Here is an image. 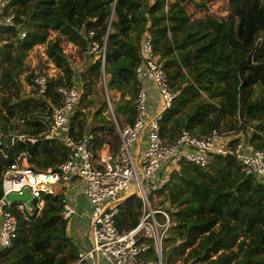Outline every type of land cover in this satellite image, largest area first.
<instances>
[{
    "label": "trees",
    "instance_id": "trees-1",
    "mask_svg": "<svg viewBox=\"0 0 264 264\" xmlns=\"http://www.w3.org/2000/svg\"><path fill=\"white\" fill-rule=\"evenodd\" d=\"M225 1L230 7L227 18L212 13V0H168L167 11L166 0H10L7 12L14 14L15 25L0 29V126L5 132L0 200L4 176L22 155L36 171L56 169L68 159L60 142L43 137L44 118L60 103L59 87H80L81 100L70 117L71 134L93 135L95 158L105 145L118 151L116 123L107 112L106 91L100 93L99 87L106 78L117 123L121 128L133 126L141 91L149 104L143 83L153 84L137 76L148 38L171 91L178 94L161 121L164 140L176 143L183 130L195 137L219 131L243 134L244 143L264 152V0ZM240 1L246 2L243 10H238ZM203 11L205 18H197ZM65 45L75 48L81 70H76L75 57L67 54ZM33 50L40 56L37 69L49 78L45 99L37 96L35 72L26 75V85L21 81ZM26 86L33 87L28 98ZM157 96L160 99L158 91ZM175 167L164 168L161 177L168 184L152 200L156 207L168 205L172 218L164 262L264 264V181L246 177L232 157L216 156L207 168L184 160ZM158 197L162 200L155 205ZM44 199L42 211L30 218L14 210L19 237L11 249L0 251V264L76 262L80 248L69 236L70 221L61 217L65 194ZM142 210L137 195L126 197L117 218L119 230L134 229Z\"/></svg>",
    "mask_w": 264,
    "mask_h": 264
},
{
    "label": "built area",
    "instance_id": "built-area-1",
    "mask_svg": "<svg viewBox=\"0 0 264 264\" xmlns=\"http://www.w3.org/2000/svg\"><path fill=\"white\" fill-rule=\"evenodd\" d=\"M9 3L10 0H0V29L15 25L14 14L7 12ZM168 7L166 0V11ZM21 37L25 38L26 33H22ZM97 49L98 46L94 44L92 52ZM143 53L145 59L137 69V76L154 84L160 95L161 109L153 118H149L148 96L141 91L135 100L138 112L136 123L121 128L116 122L120 137L117 152L103 149L95 158L93 135L76 138L71 134L70 117L81 100L80 87L74 83L70 87L57 89L60 103L53 107L50 118H44L47 130L43 137L47 141L60 142L68 150L69 157L56 169L36 171L27 163L26 156H21L5 174L4 196L0 200V251L11 249L19 237V219L15 209L25 214L26 218L39 214L44 208L45 196H56L73 181L80 179L91 207L89 226L92 246L80 251L73 264H166L163 247L172 218L169 206L155 207L152 202L155 194L168 184V179L161 177L166 166L175 167L179 160H184L207 168L216 156L232 157L240 162L246 177L264 181V152L255 150L243 141L234 143V133L213 131L208 136L195 137L183 130L174 144L162 138L161 121L178 94L171 91L164 66L157 61L150 38L143 46ZM102 61L105 63V51ZM33 84L38 98L45 99L49 93V78L37 70ZM103 84L109 112L114 114L106 78ZM144 136L147 146L143 150L140 146ZM4 138L5 132L0 126V150ZM18 139L26 141L24 136ZM25 189L32 197V207L7 201L10 194H22ZM131 195H137L141 200L142 216L134 229L121 232L117 223L120 205ZM75 215L76 210L65 203L61 212L63 220L71 221ZM151 255L154 258L147 259Z\"/></svg>",
    "mask_w": 264,
    "mask_h": 264
},
{
    "label": "crops",
    "instance_id": "crops-1",
    "mask_svg": "<svg viewBox=\"0 0 264 264\" xmlns=\"http://www.w3.org/2000/svg\"><path fill=\"white\" fill-rule=\"evenodd\" d=\"M70 46L73 47L72 45H70ZM82 63H83L82 60H80V64H78V65H75L73 63L76 67V70L78 68H80L79 70H81ZM53 76H56V74L54 73ZM143 84H144V87L150 93V99H149V104H148V117L153 118L156 114H158L160 112V109H161L160 99L158 100L157 91L154 88L153 84L147 83V82L146 83L144 82ZM102 85L104 86L103 88L105 89V85L103 84V82H102ZM24 92H25V98L30 97L31 88L29 86H26L24 89ZM106 96H107V94H106ZM111 96L115 97V95H111ZM106 99H107V97H106ZM112 107L114 110L113 102H112ZM109 111H107V112H109ZM113 113H114V111H113ZM111 116H113V119L116 123L117 121L114 117V114H111ZM93 124H94V119L90 118L89 127H92ZM18 137H17V139H18ZM146 146H147V141H146V136H144L143 137V143L140 146V148H142L144 150L146 148ZM103 149H112V146L111 145H105L103 147ZM22 156H26V155L24 154ZM25 158H27V156ZM77 189H79V193L74 195L72 197V199L68 198L66 201L68 204H70L76 210V216H77L76 219L74 218L69 222L68 233H69V236L79 245L80 251H83V250L89 249L92 246L91 233L90 232L84 233L85 228H89V230H90L89 215H90V211H91L89 200L87 199V197L84 194V183L80 179L75 180L70 185L65 187V189L62 190L61 193L65 194L66 192L68 193L70 191L71 194H75V192L78 191ZM102 263L107 264L106 262H102Z\"/></svg>",
    "mask_w": 264,
    "mask_h": 264
},
{
    "label": "rangeland",
    "instance_id": "rangeland-1",
    "mask_svg": "<svg viewBox=\"0 0 264 264\" xmlns=\"http://www.w3.org/2000/svg\"><path fill=\"white\" fill-rule=\"evenodd\" d=\"M173 1H175V0H173ZM225 0H212V5H211V8H212V13H214V14H217V15H219V14H221V15H219V16H221L222 18H227V16H228V14H229V9H230V7L228 6V3L227 4H225ZM240 3H241V5L239 6V8H238V10H243L244 8H245V4H246V2L245 1H240ZM219 13V14H218ZM205 12L203 11V12H201V13H199L198 15H197V18H200V19H204L205 18ZM65 49H66V52H67V54L69 55V56H74L75 57V59H73V63L75 64V65H78V64H80V58L77 56V54L75 53V48L74 47H71L70 45H65ZM43 53V48H40L39 49V54H42ZM40 56L39 55H37V53H36V50H33L31 53H30V55H29V57H28V59L26 60V64H27V69H26V72L22 75V77H21V81H22V83L24 84L26 81H25V79H26V75H28V74H30V73H32V72H36L38 69V65L40 64ZM35 74V73H34ZM54 73L53 72H50V75L52 76ZM25 85H26V83H25ZM104 86L101 84V86L99 87V92L100 93H102V91H103V88ZM33 89V87H31V90ZM107 97V96H106ZM158 100H159V97H158ZM236 137H238V136H241L243 139V142H245V140H244V138H245V136L243 135V134H234ZM78 191H76L75 192V194H71V192L69 191L68 193L66 192L65 193V197H66V200L69 198H71L72 199V197L74 196V195H76V194H78L79 193V189H77ZM161 200H162V198H160V197H158V198H156L155 200H154V203H155V205H158L160 202H161ZM166 206H168V205H166ZM156 207V206H155ZM75 219L77 218V216L75 215V217H74ZM73 218V219H74ZM88 226V225H87ZM89 233L90 232V230H89V228H85L84 229V233ZM177 264H180V262L179 263H177Z\"/></svg>",
    "mask_w": 264,
    "mask_h": 264
},
{
    "label": "water",
    "instance_id": "water-1",
    "mask_svg": "<svg viewBox=\"0 0 264 264\" xmlns=\"http://www.w3.org/2000/svg\"><path fill=\"white\" fill-rule=\"evenodd\" d=\"M7 201L11 204H26L28 207H32L33 205V200L28 189H25L22 194H10L7 197Z\"/></svg>",
    "mask_w": 264,
    "mask_h": 264
}]
</instances>
